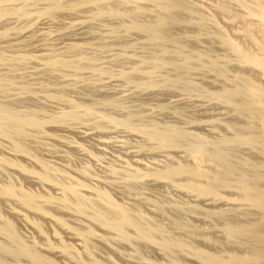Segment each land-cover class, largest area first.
Returning <instances> with one entry per match:
<instances>
[{
	"label": "bare ground",
	"instance_id": "bare-ground-1",
	"mask_svg": "<svg viewBox=\"0 0 264 264\" xmlns=\"http://www.w3.org/2000/svg\"><path fill=\"white\" fill-rule=\"evenodd\" d=\"M47 22L58 32L43 31L45 43L25 49L23 39ZM0 40L7 44L0 48V264H116L102 262L95 245L111 241L131 251L127 264H264V0H0ZM210 42L220 54L202 46ZM195 72L222 85L202 86L191 79ZM110 84H120L115 95L93 97ZM161 93L195 97L200 108L223 109L218 116L248 120L222 121L226 133L212 138L197 129L210 134L213 113L197 122L159 102L155 111L181 119L178 125L127 105L133 96ZM84 126L138 140L119 147L133 161L94 178L88 166L59 168L38 154L44 141L77 150L64 134ZM59 150L44 155L66 163ZM144 156L163 161L145 166ZM149 184L183 199L164 190L161 199L132 192ZM119 189L125 202L114 197ZM243 209L250 222L239 217ZM15 223L37 240L27 242ZM45 226L68 240L55 233L52 242Z\"/></svg>",
	"mask_w": 264,
	"mask_h": 264
},
{
	"label": "rangeland",
	"instance_id": "rangeland-1",
	"mask_svg": "<svg viewBox=\"0 0 264 264\" xmlns=\"http://www.w3.org/2000/svg\"><path fill=\"white\" fill-rule=\"evenodd\" d=\"M190 1H192V2H196L197 0H190ZM63 19H67V20H63ZM61 20L64 22V24H67L68 22H69V18H67V17H63V18H61ZM49 24H50V26H49ZM54 26H56V25H53L52 23H49V22H47L45 25H43V26H41L40 28L38 27V28H35V29H33L32 31H31V35L29 34V35H27L26 37L27 38H24L23 40H24V42L26 41L27 42V44H26V42H25V49H27V50H32L33 48H35L36 46L37 47H39L40 46V44L42 45V44H44L45 42L43 41L44 39H45V37H43L42 36V34H43V31H45V32H48V33H50V34H55V33H57L58 32V29H59V27L58 26H56V27H54ZM44 27V28H43ZM51 27V28H50ZM53 27V28H52ZM58 27V28H57ZM98 27V28H97ZM97 27H96V25H95V28H97V29H99V25H97ZM43 28V29H42ZM51 30H50V29ZM55 28V29H54ZM52 31V33L50 32V31ZM56 30V31H55ZM39 31V32H38ZM33 33V34H32ZM35 33V34H34ZM42 33V34H41ZM40 34V35H39ZM41 36V37H39V36ZM29 36V37H28ZM31 36V37H30ZM37 36H38V38H37ZM35 37V39L37 38V39H39V40H35V39H33ZM135 36H133L131 39L132 40H135L136 39V37L134 38ZM41 38H42V41H41ZM44 38V39H43ZM47 39V38H46ZM32 40L34 41L35 40V43L34 42H32ZM62 41V40H61ZM129 41H130V39H129ZM12 42H14V41H12ZM36 44H38V45H36ZM207 44V45H206ZM210 44V45H209ZM203 43L202 44V46L203 47H206V48H209L210 49V47L209 46H211V47H213V49H215L216 47H217V45H215L214 43H212V42H210V43ZM4 45V46H3ZM6 46H7V44L6 43H4V41L3 40H0V48H6ZM28 46V47H27ZM208 46V47H207ZM212 50V49H211ZM215 53H217V54H220V51H219V49L217 48V49H215ZM95 55H96V53H95ZM248 72V73H247ZM199 73L201 74L200 76H195V75H199ZM195 72V74H193L192 75V77H191V79L193 80V81H195L196 83H198V84H200V85H202V86H205V87H207V88H209V89H213L214 87L213 86H221L222 85V83H217L218 81L214 78V76L211 74V73H201V72ZM244 74H248V75H250V76H252V77H254L255 76V74L252 72V73H250L248 70L247 71H245L244 72ZM208 76V77H207ZM208 78V79H207ZM212 78V79H211ZM197 80V81H196ZM200 80V81H199ZM214 80H215V82H214ZM205 81V82H204ZM206 81H207V83H206ZM203 82V83H202ZM212 82V83H211ZM209 83V85L207 86V84ZM211 83V84H210ZM111 86H108V90H107V87H106V90H107V94H101V93H99L98 91H96L97 92V94L95 93V96H93L96 100H97V98L98 99H101L103 96H113V95H115V90L117 89V86H119V89H120V84L118 85H116V87H114L113 86V84H110ZM211 85H212V87H211ZM210 86V87H209ZM105 90V91H106ZM114 93V94H113ZM98 94H101L100 96L98 95ZM167 94V95H166ZM71 95V94H70ZM73 95V94H72ZM103 95V96H102ZM149 95H151L150 97H152V98H155V99H153L152 100V98H149V97H147V96H149ZM174 95H176V94H169V96L170 97H168V93H164V95H163V93H161V94H157V95H154V94H142V95H137V96H133V97H131V98H129V99H126V101L128 102V106H130V107H135V108H132V109H141V110H143L144 112H145V114L146 115H151V113L153 112V114L154 115H151L152 117L153 116H155V117H153V118H155L156 119V117L157 116H159V117H157L158 119H157V121H159V122H161V121H170V122H172V123H175V124H178V125H180V124H182V120L181 119H179V118H171L172 116L171 115H169V114H167V117H170V118H168L167 119V117L165 116V114H159L158 112H156L155 111V107H157L160 103H162L161 101H163V102H165V103H172L175 107H177L178 109H180L182 112H183V114H184V117L186 116V117H192V118H195L196 119V121L197 122H199V121H205V120H209V119H204V115L205 114H208V113H213V114H215L216 115V117H215V119L217 120V123H216V125H214V127L215 128H217V129H215L214 127L211 129V132H210V134H208L207 132H203L202 130H199V129H197V131H199L198 133H200V134H202V135H206L207 134V136H209V137H212V138H215L216 137V134L215 133H218V134H221V132H223V134L222 135H224V133H226L225 132V130H224V128L221 126V122L222 121H225V120H232V121H234L235 123H239V124H244V122L246 121V120H248L247 118H236V117H227L226 115L225 116H221V115H219L218 116V114H219V112H223L224 110L223 109H220V107H218L217 108V106H214V104H210V107L207 105L206 106V108H200V105H199V103H196L197 102V99L195 98V97H192V98H185V97H183V96H181L179 93L177 94V97L176 96H174ZM74 96V95H73ZM81 96V97H80ZM141 96V97H140ZM153 96H158L157 98L156 97H153ZM168 98H167V97ZM79 97L81 98V99H85V96H83V95H79ZM138 97V98H137ZM142 97H144V98H142ZM147 97V98H146ZM172 97V98H171ZM140 98V99H139ZM149 98V99H148ZM151 99V100H150ZM160 101H159V100ZM168 99V100H167ZM185 99V100H184ZM189 99V100H188ZM195 100V101H194ZM134 101V102H133ZM140 103H139V102ZM150 101V102H149ZM151 101H153L152 103H151ZM184 101V102H183ZM130 102V103H129ZM158 102V103H157ZM160 102V103H159ZM191 102H192V105H191ZM182 103V104H181ZM183 103H184V105H183ZM155 104V105H154ZM180 104H181V107H180ZM186 104V105H185ZM136 105H138L137 107H136ZM152 105V106H151ZM178 105H179V107H178ZM191 105V106H190ZM194 105V106H193ZM154 106V107H153ZM183 106H187V107H189L190 108V110L188 109L187 111H190L191 113H189V112H187V111H185L184 110V108H186V107H184L183 108ZM198 108V110H200L199 112H198V110H197V108ZM214 106V107H213ZM194 107V108H193ZM208 107V108H207ZM211 107H213V108H216V109H213V108H211ZM192 108V109H191ZM206 109H208V110H206ZM152 110V111H151ZM192 110V111H191ZM210 110V111H209ZM195 111L196 112H198V113H195ZM156 112V113H155ZM217 114H216V113ZM158 113V114H157ZM194 113V114H193ZM200 113H201V115H200ZM156 114H157V116H156ZM187 114V115H186ZM188 114H189V116H188ZM191 114V115H190ZM160 115H162V116H160ZM199 115V116H198ZM202 115H203V117H202ZM165 116V117H164ZM194 116H196V117H194ZM197 118H198V120H197ZM203 118V119H202ZM160 119V120H159ZM163 119V120H162ZM166 119V120H165ZM194 119V120H195ZM179 120H181V121H179ZM250 123H254V121L252 122V120L251 121H249ZM219 125V126H218ZM83 128H85L86 130L88 129V131H86V130H84ZM220 128H222V129H220ZM84 131H83V130ZM115 131V132H114ZM196 131V132H197ZM112 132V133H111ZM70 133V136H68L69 134L67 133V134H64L65 136H66V141L68 142L70 139H72V140H70V142L71 143H73L74 145H76L77 146V150H76V148L74 147L73 149L71 148V147H69V148H66V147H63V146H60V147H57V146H59V145H57L58 143H53V142H47V141H44L43 143L45 144V146L43 145V146H41V148L42 149H44V150H40V151H38V154L43 158V157H45V158H43V159H46L48 162H51V163H53V164H58V165H56L57 167L59 166V165H61V166H59V168L61 167V168H69V169H71V170H82V168H86V166H88L90 169H92V167H93V172H91L92 170H90L88 167V169H89V171H90V175L91 176H93L94 178H97V177H102V176H105L106 175V173L105 172H107L108 171V169L109 168H111V167H116L117 165H120L123 161H126V162H128V163H131L132 161H133V159H131L130 160V158H128V156L126 155V151L124 150L123 151V148L121 149L122 151H120L119 149L122 147L121 146V141H127L128 139L130 140H128V142L130 143L131 142V144H135V142L136 141H138V140H134L133 138H130V137H126V136H124V134H122V132H119V130H107V131H105V132H96V130H93L91 127H88V126H84V127H82V128H79V129H76V130H74V132L73 131H71V132H69ZM75 133V134H74ZM77 133V134H76ZM81 133V134H80ZM84 133H89V134H91V135H89V136H87V137H85L86 135H84ZM103 133V134H102ZM106 135H105V134ZM115 133H116V135H115ZM119 135H118V134ZM206 133V134H205ZM212 133V134H211ZM93 134V135H92ZM99 134V135H98ZM102 134V135H101ZM111 134V135H110ZM72 135V136H71ZM97 135V136H96ZM108 135V136H107ZM213 135V136H212ZM76 136V137H75ZM77 136H79V137H77ZM95 136H96V138H95ZM121 136V137H120ZM74 137V138H73ZM90 137V138H89ZM98 137V138H97ZM101 137H103V138H101ZM105 137V138H104ZM111 139H110V138ZM118 137V138H117ZM120 137V138H119ZM124 137V139H122ZM69 138V139H68ZM76 138V139H75ZM107 138V139H106ZM131 139H133V140H131ZM78 140V141H77ZM81 141V144H80V141ZM89 140V141H88ZM96 140V141H95ZM97 141H98V143H97ZM95 143V147L97 148H93V144ZM118 144H117V143ZM83 143H84V145H83ZM88 145H87V144ZM92 143V144H91ZM102 143V144H101ZM104 143V144H103ZM114 143V144H113ZM53 144H54V147H56V148H58V150L60 151V152H62L61 154H63V157H64V161H66V163L65 162H63V160H61L63 163H61L60 162V160L59 161H57V160H53V159H49V158H47L48 156H46V155H44V154H47V155H51V154H49V153H46L47 151L46 150H48V149H54V147H53ZM106 144V145H105ZM107 144H108V147H107ZM110 144H112V145H110ZM50 145V146H49ZM56 145V146H55ZM87 145V146H86ZM86 146V147H85ZM89 146V147H88ZM92 146V147H91ZM101 146V147H100ZM110 146V147H109ZM111 146H113V147H111ZM116 146V147H115ZM120 147V148H119ZM66 149V151H64L65 149ZM89 148H90V150H89ZM105 148H107V149H105ZM62 149H63V151L64 152H66L65 153V155H64V152L62 151ZM68 149V150H67ZM82 149H83V151H82ZM99 149V150H98ZM117 151H116V150ZM73 150V151H72ZM108 150H111V151H108ZM115 150V151H114ZM119 150V151H118ZM45 151V152H44ZM78 153H77V152ZM94 153H93V152ZM42 152V153H41ZM44 152V153H43ZM73 152V153H72ZM74 152H76L77 153V155H75L74 154ZM106 152V153H105ZM71 153L73 154V158L71 157ZM103 155H102V154ZM114 153V154H113ZM117 153V154H116ZM120 153H121V155H120ZM68 154H70V155H68ZM98 154V155H97ZM100 154V155H99ZM109 154H111V155H109ZM124 154V155H123ZM247 152H239V154L238 155H240L239 157H240V159L241 158H243V159H246L247 157ZM44 155V156H43ZM85 155V156H84ZM120 155V156H119ZM74 156H78V157H80V158H78V157H74ZM83 156V157H82ZM87 156H88V158H87ZM107 156H109L108 158H107ZM127 156V157H126ZM242 156V157H241ZM67 157V158H66ZM103 157V158H102ZM110 157H112V159L110 158ZM150 157V156H149ZM148 156H144V157H141V159H139V161L141 162V164H143V165H145V166H150V164L151 163H153L154 161H163V159H161V158H156V160L155 159H153V157H150V160H148V158H149ZM66 158V159H65ZM69 158V159H68ZM85 158V159H84ZM87 158V159H86ZM125 158V159H124ZM126 158L128 159V161L126 160ZM152 158V159H151ZM78 159H80V161H82L83 162V164L78 160ZM99 159V160H98ZM102 159V160H101ZM72 161V163L70 162V161ZM85 160L87 161V163L85 162ZM92 162H90V161ZM105 160H107V161H105ZM109 160H110V162H109ZM112 160H114V161H112ZM130 160V161H129ZM94 161V162H93ZM120 161V162H119ZM146 161V162H145ZM74 162H76V163H74ZM79 162H80V164H79ZM85 162V163H84ZM101 162V163H100ZM102 162L103 163H105L104 165L102 164ZM147 162H149V163H147ZM85 164V165H84ZM89 164H91V165H89ZM94 164V165H93ZM65 165V166H64ZM68 165H69V167H68ZM98 165V166H97ZM112 165H114V166H112ZM71 166V167H70ZM97 167V168H96ZM95 168V169H94ZM100 168V169H99ZM101 168L103 169V170H101ZM96 170V171H95ZM104 170H105V172H104ZM98 171V172H97ZM93 173V174H92ZM98 173H104V174H98ZM95 174V175H94ZM97 174V175H96ZM25 184H23V186H24ZM150 185V187H151V189L154 191H152L151 189H150V187L148 186V185H145V186H142L141 187V189L143 188V190H141L140 189V186H137V188H138V190H137V188H135V189H133V193H135L136 191H137V193H139V191H140V193H141V191H142V193L144 192V193H146L147 194V196H150L149 198H151V197H153L154 199H158L159 197H160V199H161V195L163 196L162 198H164V196L165 197H167L168 195H167V193L165 194V193H163L164 191L165 192H169V193H171L169 196L170 197H173V198H180V199H183V198H181V197H183L182 195L180 196V194L178 195V193L176 194V192L173 190V189H171L170 187L168 188L167 186H159V190H158V188H157V186H155L154 187V185H151V184H149ZM148 186V187H147ZM162 187H163V189H162ZM122 188V187H121ZM145 188H147L146 190H145ZM154 188V189H153ZM120 190V191H119ZM118 190V192L120 193V195H114V193H113V195H114V197H115V199L116 200H119V202L121 201V202H125V199L124 198H126V196L125 195H127V193L126 194H124V195H122V193H125L124 192V189L122 190V189H119ZM136 190V191H135ZM149 190H150V192H149ZM157 190V191H156ZM164 190V191H163ZM171 190H172V192H171ZM37 191H40V190H37ZM122 191V192H121ZM162 191V192H161ZM174 191V192H173ZM152 192L154 193L153 195H152ZM158 192V193H157ZM163 193V194H162ZM157 194V195H156ZM152 195V196H151ZM159 195V196H158ZM155 196V197H154ZM175 196V197H174ZM117 197V198H116ZM152 198V199H153ZM144 210V212L146 211V209L145 208H143ZM243 212H242V216L241 215H239V217L240 218H242L245 222H250L251 221V216L249 215V214H247L246 213V209H243L242 210ZM148 212V211H147ZM147 212H145V213H147ZM244 213V214H243ZM249 217H247V216ZM245 216H246V218H245ZM8 218H11L12 219V217H11V215H9L8 214V216H7ZM245 218V219H244ZM249 219V220H248ZM248 220V221H247ZM16 224V223H15ZM21 223H17L16 224V226H20L19 228L18 227H16V228H18V231L20 232V234L23 236V238L25 239V240H27V242H31V241H36L37 239H36V234L35 233H32L33 231L32 230H28L29 228H27V227H23L24 225H20ZM202 226H203V224H201ZM200 225V226H201ZM23 227V228H22ZM46 227L47 226H45V232H46V235L48 236V238L49 239H51L52 240V242H53V236H54V234L55 233H59V235L62 237V239L63 240H68L67 239V237H66V235L65 234H60L61 232L59 231L58 232V229H56V228H51V227H47L48 229H46ZM51 229V230H50ZM46 230H48V231H46ZM24 231V232H23ZM26 231V232H25ZM56 231V232H55ZM48 232V233H47ZM25 233V234H24ZM27 233V234H26ZM32 233V234H31ZM49 234V235H48ZM51 234V235H50ZM35 237H34V236ZM212 235H213V237H215L214 235H216V237H215V239H217V241H218V245H219V247L220 248H222L223 250H228V246L227 245H225L226 243H225V241L224 240H222V242H221V238L217 235V234H214V233H212V234H210L209 236H211L212 237ZM32 236V237H31ZM218 237V238H217ZM29 240H28V239ZM220 241H219V240ZM68 242V241H67ZM68 243H70V245L72 246V247H74L76 250H78L79 252H81L82 250H80L75 244H73L72 242H68ZM72 243V244H71ZM95 243V242H94ZM98 244H96L95 243V245L98 247V251L99 252H97V254L99 255V258L102 260V262H107L108 260H109V258H111L116 264H127V260L129 259V255H130V253H131V251L128 249V248H126L124 245H122V244H120V243H118L117 241H114V242H109L108 244H104V243H100V242H97ZM114 243V244H113ZM220 243H221V246H220ZM225 243V244H224ZM101 244V245H100ZM118 244L120 245V246H118ZM114 245V246H113ZM102 248H100V247ZM122 246V247H121ZM103 247H104V250H103ZM113 247V248H112ZM116 247V249L114 250V248ZM227 248V249H226ZM111 249H113L114 250V254L112 253V250ZM118 249V250H117ZM119 249L121 250L120 252H117V251H119ZM205 249H207V247L205 246ZM209 250H211L210 248H208ZM230 249V248H229ZM128 250V251H127ZM122 251H124L123 253H122ZM126 251H127V253H126ZM212 251V250H211ZM105 253V254H104ZM109 253V254H108ZM118 254V255H117ZM120 254H122V256L120 255ZM129 254V255H128ZM104 255H106V256H104ZM153 255H155V256H153ZM102 258H101V257ZM128 256V257H127ZM127 259H126V258ZM150 257H151V259H153V261H158V259H159V257L156 255V253L155 252H151V255H150ZM156 257V258H155ZM104 258H108V259H104ZM122 258V259H121ZM116 259H118V260H116ZM116 260V261H115ZM123 260V261H122ZM126 260V261H125ZM60 261V264H73V263H71V262H69V261H66V260H59ZM58 261V262H59ZM65 261V262H64ZM160 261V260H159ZM64 262V263H63ZM188 263V262H187ZM188 264H191V263H188Z\"/></svg>",
	"mask_w": 264,
	"mask_h": 264
}]
</instances>
